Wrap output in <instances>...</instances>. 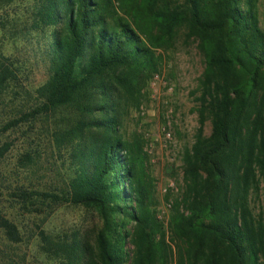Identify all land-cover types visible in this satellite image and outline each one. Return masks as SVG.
I'll return each instance as SVG.
<instances>
[{
    "label": "trees",
    "instance_id": "1",
    "mask_svg": "<svg viewBox=\"0 0 264 264\" xmlns=\"http://www.w3.org/2000/svg\"><path fill=\"white\" fill-rule=\"evenodd\" d=\"M257 1L0 0V161L14 146L3 135L39 125L58 158L52 164L65 175L61 187L40 189L13 185L0 170V240L23 242L20 217L55 205L90 208L99 222L92 243L34 224L29 234L44 257L6 263H169L172 249L143 173L144 139L121 127L128 101L156 67L154 48L185 29L198 41L204 70L201 127L183 151V189L167 222L176 264H264V30ZM39 70L38 85H20L25 101L8 99L11 84ZM36 156L27 150L18 165L31 169Z\"/></svg>",
    "mask_w": 264,
    "mask_h": 264
},
{
    "label": "rangeland",
    "instance_id": "2",
    "mask_svg": "<svg viewBox=\"0 0 264 264\" xmlns=\"http://www.w3.org/2000/svg\"><path fill=\"white\" fill-rule=\"evenodd\" d=\"M257 11L259 25L264 30V0L257 1ZM153 52L156 67L152 72L147 71L139 96L128 101L121 128L125 134L136 132L144 139L143 173L150 185L153 204L151 208L164 225L166 243L172 249L168 264H176V241L167 222L171 206L174 201L180 199L183 189V151L191 146L201 127L198 98L204 59L196 37L190 36L185 29L179 30L172 39H166L162 45L154 48ZM42 79V70L31 72L28 78L22 76L18 84H11L8 89L10 94L6 96L21 103L28 97L20 89V85L31 88L32 85H38ZM58 116L64 126L68 121V117L67 120L64 119L66 112ZM37 127L26 134L13 131L1 137L13 139L14 146L0 161V170L13 185L40 189L61 187L64 184V168L57 169L52 164L58 158L51 155L47 136L39 125ZM202 127L205 133L209 131L208 119L204 120ZM30 149L37 152L38 156L34 159L33 167L28 169L18 165V158L21 153ZM252 206L257 208L258 202L252 203ZM20 222L24 240L14 245L6 242L3 244L0 240V264H8V257L21 263L41 260L44 257L39 253L37 238L34 234H29L30 229L36 232L34 224H40L55 235L65 234L68 239L72 238V234L80 233V236L86 237L90 243L93 242L99 225L92 209L70 204L55 205L50 213L41 215L24 214L20 217Z\"/></svg>",
    "mask_w": 264,
    "mask_h": 264
}]
</instances>
